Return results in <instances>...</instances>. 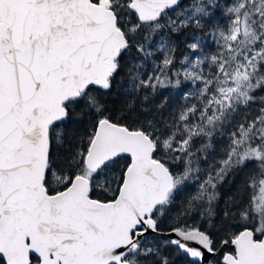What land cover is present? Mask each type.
I'll use <instances>...</instances> for the list:
<instances>
[{
    "label": "snow or ice",
    "instance_id": "6c2138e0",
    "mask_svg": "<svg viewBox=\"0 0 264 264\" xmlns=\"http://www.w3.org/2000/svg\"><path fill=\"white\" fill-rule=\"evenodd\" d=\"M0 264H264V0H0Z\"/></svg>",
    "mask_w": 264,
    "mask_h": 264
}]
</instances>
